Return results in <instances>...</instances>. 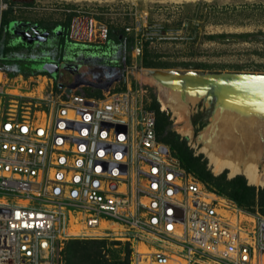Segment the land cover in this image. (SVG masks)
<instances>
[{
    "label": "built area",
    "instance_id": "1",
    "mask_svg": "<svg viewBox=\"0 0 264 264\" xmlns=\"http://www.w3.org/2000/svg\"><path fill=\"white\" fill-rule=\"evenodd\" d=\"M81 14L70 40L103 43L108 27ZM85 91L0 66V264H63L67 242L111 235L131 264H264V215L188 172L155 112Z\"/></svg>",
    "mask_w": 264,
    "mask_h": 264
},
{
    "label": "rangeland",
    "instance_id": "2",
    "mask_svg": "<svg viewBox=\"0 0 264 264\" xmlns=\"http://www.w3.org/2000/svg\"><path fill=\"white\" fill-rule=\"evenodd\" d=\"M78 11L83 21L92 18L108 27L109 35L103 43L75 44L70 40L69 28ZM3 18L7 23L2 24ZM3 42L11 47L8 54L23 58L28 66L33 59L21 56L27 55L21 53V46L32 44L33 50L39 49L46 57L32 63V68L46 70L43 64H50L52 70L47 72L58 78L64 73L87 93L102 95L111 90L126 96L136 109L156 113L159 107L170 122L163 137L173 138L172 131L186 142L199 159L191 162L190 172L210 185L226 186L237 176L246 178L229 168L215 170L211 154L242 168L254 161L259 173H264V151L245 155L236 151L237 141L245 139L249 146V129L224 136L227 128L219 122L220 94L211 103L207 91L187 89L177 103L184 113L177 116L162 109L161 99H169V91L139 79L144 69L175 71L180 76L188 72L264 75V0H0V49ZM18 44L22 49L16 48ZM137 44L143 52L148 48L152 65L144 64V54L134 56ZM61 52L65 55L63 62L70 60L82 71L52 67ZM109 73L115 77L108 79ZM252 135V140L264 146V129ZM173 144L166 145L174 151ZM260 202H264V194ZM247 211L257 214L259 207ZM113 237L67 242L63 264H131L134 248Z\"/></svg>",
    "mask_w": 264,
    "mask_h": 264
},
{
    "label": "bare ground",
    "instance_id": "3",
    "mask_svg": "<svg viewBox=\"0 0 264 264\" xmlns=\"http://www.w3.org/2000/svg\"><path fill=\"white\" fill-rule=\"evenodd\" d=\"M139 79L147 84H157L163 92L169 91L170 98L161 99L162 109L170 110L177 116H181L184 113L180 110L181 107L177 103L183 100V94L187 89L193 92L194 88L197 87L203 93L209 89L200 76L195 74L180 76L175 71L165 72L156 69H144L139 73ZM219 94L223 99V102L220 103L219 116L221 118L219 122L221 123L220 125L223 124L227 128L225 130L227 133L224 136H232L233 133L236 136V133L241 129H249V146L244 142L245 139L237 141V145H235L238 149L236 151L244 155L246 153L263 152L264 146L258 143L255 138L252 140V134L264 129V118L259 116L264 112V100L256 99L263 104L255 108L258 104L251 102L249 91L224 86L220 89ZM211 157L213 159L212 162L215 163V170L220 171L224 168H229L233 174L245 175L250 185L264 186V173H259L256 162H249L242 168L238 163L224 162L221 159H217L214 154H211Z\"/></svg>",
    "mask_w": 264,
    "mask_h": 264
},
{
    "label": "trees",
    "instance_id": "4",
    "mask_svg": "<svg viewBox=\"0 0 264 264\" xmlns=\"http://www.w3.org/2000/svg\"><path fill=\"white\" fill-rule=\"evenodd\" d=\"M7 23L6 20L2 21V24ZM4 46L0 49V66L7 69L11 74H14L16 72H19L21 69V66L27 65V61H24L23 58H18L17 55L11 54L9 52L10 45L3 42ZM22 45V44H21ZM18 44L16 48L18 49H24L21 50V53H26L27 55H21L24 57L28 56V59H33L32 63L40 61V59L46 58L42 51L33 50L32 44H29L26 48H24V45L21 46ZM20 46L22 48H20ZM28 50V51H27ZM19 51V50H18ZM144 56V64L146 66L152 65L150 62V53L148 48H145L143 52ZM38 59V60H37ZM51 59V58H50ZM60 60V61H59ZM59 60H55L53 62L61 63L65 60L64 52L60 53ZM70 61V60H69ZM26 62V63H25ZM31 63V64H32ZM31 64H29L30 68H32ZM34 69V68H33ZM37 70V69H35ZM82 70L79 69L78 72H81ZM107 73V72H106ZM91 74V73H90ZM108 74V73H107ZM107 76V75H106ZM108 79H113L115 76L109 73L107 76ZM61 81L63 82H70L69 78H66L64 76V73L62 76L59 77ZM103 81V79H101ZM156 116H157V133L159 136V139L167 144V143H174V154L181 160V163L183 167L190 172L191 171V162L194 160H199L198 157H195L193 155L192 150L187 146L186 142L180 139V136L176 132L169 131L171 137H163L164 130L170 126L169 117L167 114L159 109V107H156ZM199 179L207 184V186L216 192H218L221 195H224L234 202L237 203V205L243 209L255 211L257 207H259V212L264 215V202L261 203V196L264 194V189H258L257 185H249L248 179H246L244 176H237L233 178L232 180H229L227 182L226 186H221L217 184L215 187L210 185L207 181L200 178Z\"/></svg>",
    "mask_w": 264,
    "mask_h": 264
},
{
    "label": "water",
    "instance_id": "5",
    "mask_svg": "<svg viewBox=\"0 0 264 264\" xmlns=\"http://www.w3.org/2000/svg\"><path fill=\"white\" fill-rule=\"evenodd\" d=\"M53 63V65H52ZM52 67L58 69L60 66L70 72H76L78 66L72 62L57 63L52 61ZM46 70H52L50 64H43ZM77 66V67H76ZM195 74L201 77V80L206 82L208 85L207 96L209 101L212 103L219 98V91L222 87H233L236 89H243L249 91V99L253 103H257L258 108L261 102L258 100H264V75L262 74H245V73H218V74H198L197 72H188L182 75ZM260 110V109H259ZM261 113V112H260ZM264 118V112L259 115ZM250 185V184H249Z\"/></svg>",
    "mask_w": 264,
    "mask_h": 264
},
{
    "label": "crops",
    "instance_id": "6",
    "mask_svg": "<svg viewBox=\"0 0 264 264\" xmlns=\"http://www.w3.org/2000/svg\"><path fill=\"white\" fill-rule=\"evenodd\" d=\"M30 66V65H29ZM28 65H25V66H21L20 67V71L19 72H16L17 74H25V75H30V74H35V73H38V71H40L39 69L38 70H35L33 68H30ZM43 70V69H42ZM14 73V74H16Z\"/></svg>",
    "mask_w": 264,
    "mask_h": 264
},
{
    "label": "flooded vegetation",
    "instance_id": "7",
    "mask_svg": "<svg viewBox=\"0 0 264 264\" xmlns=\"http://www.w3.org/2000/svg\"><path fill=\"white\" fill-rule=\"evenodd\" d=\"M201 119H204V118H201Z\"/></svg>",
    "mask_w": 264,
    "mask_h": 264
}]
</instances>
